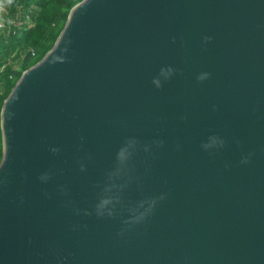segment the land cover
I'll use <instances>...</instances> for the list:
<instances>
[{"label":"water","instance_id":"water-1","mask_svg":"<svg viewBox=\"0 0 264 264\" xmlns=\"http://www.w3.org/2000/svg\"><path fill=\"white\" fill-rule=\"evenodd\" d=\"M0 142V264H264V0H80Z\"/></svg>","mask_w":264,"mask_h":264},{"label":"trees","instance_id":"trees-1","mask_svg":"<svg viewBox=\"0 0 264 264\" xmlns=\"http://www.w3.org/2000/svg\"><path fill=\"white\" fill-rule=\"evenodd\" d=\"M80 0H0L14 25L6 36L0 33V66L18 51H25L19 69L0 71V106L20 72L37 62L51 47L61 30L68 10ZM27 15L24 21L21 16ZM32 53V55H31ZM11 74V78L8 76ZM1 154V142H0Z\"/></svg>","mask_w":264,"mask_h":264},{"label":"built area","instance_id":"built-area-1","mask_svg":"<svg viewBox=\"0 0 264 264\" xmlns=\"http://www.w3.org/2000/svg\"><path fill=\"white\" fill-rule=\"evenodd\" d=\"M4 6L0 5V33L3 36H6L8 34V32L10 31V28L14 25V19L16 18V16L13 18H7L6 15L4 14ZM22 19L25 21L27 19V15L24 14L23 16H21ZM25 51H18L17 56H14V53L11 54L4 62V64H2L0 66V71L3 68L8 67L10 69L11 72H15L19 69V65H20V60L22 59L23 55H24ZM32 55V53H31ZM8 78H11V74L8 76Z\"/></svg>","mask_w":264,"mask_h":264},{"label":"clouds","instance_id":"clouds-1","mask_svg":"<svg viewBox=\"0 0 264 264\" xmlns=\"http://www.w3.org/2000/svg\"><path fill=\"white\" fill-rule=\"evenodd\" d=\"M210 39H211L210 37H205L206 41L210 40ZM208 75H209L208 73H204L200 77H198V79H201V80L206 79ZM153 83L156 84L157 87H159V82L158 81L154 80ZM243 162H246V161H243Z\"/></svg>","mask_w":264,"mask_h":264}]
</instances>
